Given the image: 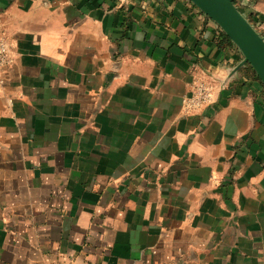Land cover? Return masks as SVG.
Returning <instances> with one entry per match:
<instances>
[{
  "label": "crops",
  "instance_id": "1",
  "mask_svg": "<svg viewBox=\"0 0 264 264\" xmlns=\"http://www.w3.org/2000/svg\"><path fill=\"white\" fill-rule=\"evenodd\" d=\"M0 28V264H264V88L212 20L0 0ZM197 79L215 100L187 112Z\"/></svg>",
  "mask_w": 264,
  "mask_h": 264
},
{
  "label": "water",
  "instance_id": "2",
  "mask_svg": "<svg viewBox=\"0 0 264 264\" xmlns=\"http://www.w3.org/2000/svg\"><path fill=\"white\" fill-rule=\"evenodd\" d=\"M212 20L239 50L241 61L232 74L248 65L264 88V37L234 4L235 0H189Z\"/></svg>",
  "mask_w": 264,
  "mask_h": 264
},
{
  "label": "built area",
  "instance_id": "3",
  "mask_svg": "<svg viewBox=\"0 0 264 264\" xmlns=\"http://www.w3.org/2000/svg\"><path fill=\"white\" fill-rule=\"evenodd\" d=\"M252 26L255 29L264 30V19H254ZM217 29L219 32L221 31L218 26ZM9 47V43L0 28V85L3 81L2 75L4 70L6 67L12 64ZM226 82L227 78L225 77L223 80H221V85L225 86ZM214 100L215 88L209 82L202 79H197L192 84L190 94L182 96V105L183 109L187 112H197L209 107L214 102Z\"/></svg>",
  "mask_w": 264,
  "mask_h": 264
},
{
  "label": "trees",
  "instance_id": "4",
  "mask_svg": "<svg viewBox=\"0 0 264 264\" xmlns=\"http://www.w3.org/2000/svg\"><path fill=\"white\" fill-rule=\"evenodd\" d=\"M234 4L244 14V16L248 19V21L253 25L254 19H257L258 17L252 13H246V12L244 13V9L241 5L240 0H235ZM256 30L258 31V33L262 37H264V30L263 29H256ZM220 34H221V36L218 38V42H219L220 46H226V45L232 46L233 45L222 32ZM241 72L243 73V75H245L247 77L257 79V77L255 76V74L253 73V71L250 69V67L248 65H245L244 67H242Z\"/></svg>",
  "mask_w": 264,
  "mask_h": 264
},
{
  "label": "rangeland",
  "instance_id": "5",
  "mask_svg": "<svg viewBox=\"0 0 264 264\" xmlns=\"http://www.w3.org/2000/svg\"><path fill=\"white\" fill-rule=\"evenodd\" d=\"M245 12H247V13H248V11H245Z\"/></svg>",
  "mask_w": 264,
  "mask_h": 264
}]
</instances>
